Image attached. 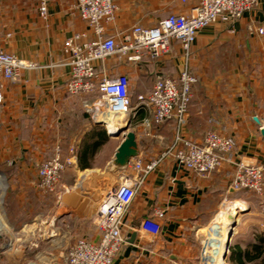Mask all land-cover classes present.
<instances>
[{"label":"crops","instance_id":"crops-1","mask_svg":"<svg viewBox=\"0 0 264 264\" xmlns=\"http://www.w3.org/2000/svg\"><path fill=\"white\" fill-rule=\"evenodd\" d=\"M120 2L116 23L107 28V36L118 41L139 23L147 27L158 23L157 16L144 21L134 17L144 10L149 15L188 14L198 4V0L186 4L156 0L153 8H144ZM262 28L264 0H258L257 9L234 23H215L199 33L188 62L198 83L181 132L185 139L198 143L210 131L232 137L237 144L235 160L256 165L264 164V136L256 121L264 122V35L258 33ZM0 31L8 53L38 66L22 71L15 81L3 82L0 176L5 177L6 189L0 191V219L25 224L35 217L56 219L61 214L56 198L41 189L38 175L40 164L60 148L64 160H70L65 173L73 174L72 186L82 187L91 196L71 194L66 199L79 217L73 245L81 238L98 242L100 233L93 217L110 193L107 179L131 177L135 172L111 166L123 137L110 136L109 119L108 126L94 119L91 108L98 102L97 95L67 91L71 70L64 45L74 34L87 31L77 1L54 0L50 20L44 22L36 3L0 0ZM9 33L12 37L7 39ZM184 64V51L173 42L159 62L145 59L136 65L113 58L99 65L101 73L126 74L131 80L134 98L128 120L139 152L132 164L160 158L177 135L175 121L146 130L143 123L151 113L136 97L152 89L156 75L177 78ZM233 172L234 168L224 166L202 178L174 159L163 160L146 178L124 217L127 243L114 264H207L202 256L205 241L210 242L208 264H212V256L222 252L218 241L228 230L225 217L241 211L231 247L245 250L255 245L256 235L264 234L262 206L254 211L239 192L231 190ZM159 212H164L163 219L157 217ZM148 218L160 224L158 236L141 229ZM50 264H66L65 255L62 261L53 258Z\"/></svg>","mask_w":264,"mask_h":264},{"label":"built area","instance_id":"built-area-1","mask_svg":"<svg viewBox=\"0 0 264 264\" xmlns=\"http://www.w3.org/2000/svg\"><path fill=\"white\" fill-rule=\"evenodd\" d=\"M23 1L36 3L40 18L44 22L50 20V6L54 0ZM76 1L78 13L86 24L87 31L76 33L65 42L64 53L71 70L66 88L71 95H97L98 102L91 108L96 121L108 126L107 118L117 113L128 119L133 105L129 76L101 73L98 70L100 64L113 58L136 65L145 59L159 62L171 51L173 42H178L182 47L185 64L177 78L156 75L152 89L136 97L138 104L145 106L151 113L143 123L144 128L152 130L165 122L175 121V140L166 147L160 158L148 164L135 161L129 165L128 168H132L135 175L122 177L116 189L104 198L93 217V223L100 233L99 241L78 239L65 255L66 264L115 263L127 243L123 235L124 217L146 178L165 159H174L181 167L196 172L202 178L209 177L224 166H230L234 168L231 176L232 191H248L264 196V164L235 160L237 144L234 138L210 131L204 141L198 143L185 139L181 134L188 119L193 90L198 83L188 62L199 33L215 23H234L257 9L258 0H198L197 6L188 14H169L152 27L135 25L122 35L121 41L107 36V28L116 23L119 12L116 0ZM187 1L181 0L183 4ZM258 33L263 36L264 28L258 30ZM11 37L12 34L7 35V39ZM37 67L32 62L8 53L0 34V107L5 100L3 82L15 81L22 71ZM260 124L259 130L262 132L264 122ZM2 128L3 121L0 118V129ZM69 163L70 160H64L60 148H57L38 168L41 189L54 196L57 203L63 193L68 192L65 187L60 192L59 184ZM261 206L264 218V200ZM164 216V212L157 214L159 219ZM49 221V218H42L40 224L43 226ZM55 221L56 219L51 220L48 227L53 229ZM48 227L44 228L43 233L52 238L56 234ZM262 227L264 231V225ZM41 229L42 227L39 230ZM141 229L151 236H158L161 231L158 221L149 218L142 222ZM209 250L210 242L205 241L202 246L204 262L209 257Z\"/></svg>","mask_w":264,"mask_h":264},{"label":"rangeland","instance_id":"rangeland-1","mask_svg":"<svg viewBox=\"0 0 264 264\" xmlns=\"http://www.w3.org/2000/svg\"><path fill=\"white\" fill-rule=\"evenodd\" d=\"M116 1L118 6H119V1H121L120 3L122 4L123 3L130 4L132 6L136 5L137 7H144V8L145 7L153 8L156 2V0H116ZM148 13L149 11L144 10L140 16H134V17L136 18L139 17L140 20L144 21L146 19L147 20L153 19L154 17L157 16V20L159 22L161 19L167 16L164 14L149 15ZM157 24H154L152 26H155ZM137 25L144 26L142 23H139ZM0 34L1 36H3L1 31ZM133 90H134L133 88L130 89V94L132 98H134ZM128 119L125 118V121H127ZM121 178H122L121 176L113 175L107 179L106 186L108 192H112L114 189H116ZM0 179L4 181V176L1 175ZM74 181L75 180L71 172L70 173L64 172L62 174V178L59 184V191L62 192L65 187L68 189V192L63 193V197L58 203V207H60L61 209V214L56 218L53 229L51 227H48L51 223L50 221L54 219L53 216L52 218H50V221L47 224H44L43 226L40 224L41 219H38L37 217H35L33 221L25 224H16V223L7 224L1 221L0 219V235H2V239H0V264H27V263L50 264V261L52 262L53 258L57 259L58 261L60 260L62 261V257L66 255L70 247L75 242V239L72 234L74 232V229L77 228V224H78L77 221L79 219V217L75 214L73 209L70 208V205L66 201V199L71 194H78L81 197L91 198V196L85 195L86 194L85 190H83L82 187L72 186ZM239 193L241 194L242 198H245V200L254 207V209L256 207L258 211L261 210L260 209L261 202L264 200V196L248 191H240ZM256 209L254 211L257 212ZM91 215L94 214L92 213ZM41 227L42 229L40 231L39 229ZM46 227H48V229L50 230H54L56 235L52 238H48L47 237L48 235L45 236L43 232H44V228ZM208 259L209 258H207V260ZM207 260L206 263L208 264L209 260L208 261ZM212 264H215V260L214 263ZM222 264H229V262L227 259H224V262Z\"/></svg>","mask_w":264,"mask_h":264},{"label":"water","instance_id":"water-1","mask_svg":"<svg viewBox=\"0 0 264 264\" xmlns=\"http://www.w3.org/2000/svg\"><path fill=\"white\" fill-rule=\"evenodd\" d=\"M256 121L259 123V126L261 125L259 120L256 119ZM98 124H104L103 122L97 121ZM130 120H127L124 125L118 126L115 129H109V134L111 137L118 138L123 137V142L118 147L114 160L111 163V166L114 167L117 170L123 171L126 170L131 162L136 159L139 155L138 152V144H137V138L134 132L130 131ZM264 136V130L261 132ZM244 211L239 212L236 216L227 215V223H228V234L226 238V244L223 252V258L227 259L232 239L234 237V234L236 232V228L238 225V217L240 214H243Z\"/></svg>","mask_w":264,"mask_h":264},{"label":"trees","instance_id":"trees-1","mask_svg":"<svg viewBox=\"0 0 264 264\" xmlns=\"http://www.w3.org/2000/svg\"><path fill=\"white\" fill-rule=\"evenodd\" d=\"M256 239L257 243L245 250L238 246L231 247L229 262L231 264H264V234L256 235Z\"/></svg>","mask_w":264,"mask_h":264},{"label":"bare ground","instance_id":"bare-ground-1","mask_svg":"<svg viewBox=\"0 0 264 264\" xmlns=\"http://www.w3.org/2000/svg\"><path fill=\"white\" fill-rule=\"evenodd\" d=\"M125 118L126 117L124 115L118 114V113L117 114H114V115H112L110 117H108L107 119H109V122H110V129H115L118 126H120L119 124H124ZM107 124H108V122H107ZM2 186L5 187V188H3ZM5 189H6V181H5V177H4V181L2 180V185L0 183V190H3L4 191ZM228 215L236 216L235 213L234 214H228ZM219 222H222V221H219ZM225 222H226V224H228L227 223V216L225 217ZM221 225H223V224H221ZM227 232H228V230H225L224 231V234H223L224 237L222 239L220 238L221 240L218 241L219 242V245L218 246L220 248H222V252H220L221 251V249H220V251H219L218 254L212 256V258L215 260V264H222L224 262L223 252H224V248H225V244H226V238H227L226 235L228 234ZM0 239H2V236L1 235H0Z\"/></svg>","mask_w":264,"mask_h":264}]
</instances>
